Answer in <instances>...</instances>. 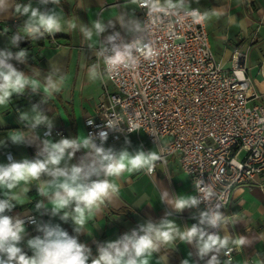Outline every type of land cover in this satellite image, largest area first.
Listing matches in <instances>:
<instances>
[{
    "label": "crops",
    "instance_id": "0c3cea01",
    "mask_svg": "<svg viewBox=\"0 0 264 264\" xmlns=\"http://www.w3.org/2000/svg\"><path fill=\"white\" fill-rule=\"evenodd\" d=\"M29 2L42 10L52 9L62 18L65 30L54 34V39L46 41L43 46L34 45L26 63L10 61L18 70L38 79L42 86L39 94L26 90L24 95H14L7 105L0 106V164L8 163L9 155L15 160L36 158L42 139L56 142L61 137L86 136L84 120L106 98L105 75L103 80L93 81L89 77V68L96 64L100 41L106 44V37L115 30H123L130 37L140 33L129 31L133 22L141 23L138 2L133 0H60L59 4L47 5H41L39 0H6L5 7L0 9V50L8 48L12 51L15 48L10 44V39L26 19L19 16L14 22L17 17L15 6ZM189 4L190 7H198L204 14L216 58L229 68L233 52L237 49L246 51L248 74L255 86L264 92V75L260 70L264 60V0H188L185 6ZM96 19H101L109 27L101 37L93 36V40L89 41L81 33L80 27H91ZM69 22L77 27L68 29ZM51 73H55L57 79H63L60 92L48 97L43 91V83ZM42 98L45 102L40 107L53 121L52 129L63 131L62 136L45 138L42 136L46 130L44 126L33 131L19 122V114L30 111L31 106L40 103ZM16 133L21 135L23 143H12L11 138ZM104 146L116 150L127 148L130 152L152 150L160 154V146L142 131L133 132L120 141H106ZM84 151H78L70 163H77ZM44 179L47 177L41 178ZM110 179L118 185V195L106 201L88 219L85 232L80 234L73 231L71 221L63 222L58 216L44 213V208L37 211L36 205L41 201L49 211L52 208L46 198L37 193L40 181L28 185L21 183L13 190L20 196V202L6 214L19 218L36 216L35 223L25 226L26 236L20 245L22 250L32 255L27 240L42 235L37 231V225L43 223L60 224L70 235L77 236L80 243L87 245L95 256L99 244L114 241L148 220L158 222L166 213H171L168 218L174 220L181 230L198 222V209H185L177 213L162 202L177 195L196 194L192 180L183 172L176 156L157 161L151 174L140 170L125 172ZM26 188L30 190L24 191ZM0 198H3L2 193ZM225 214L234 222L227 226L225 233L221 230L220 234H227L237 241L245 240V244L239 246L235 261L239 264H264V172L257 175L252 185L239 186L233 191ZM170 253L177 258V264H182L185 259L189 260V264H206L208 259L200 260L192 245L177 239L172 245L153 253L150 264H175ZM223 258L221 254V264H224Z\"/></svg>",
    "mask_w": 264,
    "mask_h": 264
},
{
    "label": "clouds",
    "instance_id": "9594fccd",
    "mask_svg": "<svg viewBox=\"0 0 264 264\" xmlns=\"http://www.w3.org/2000/svg\"><path fill=\"white\" fill-rule=\"evenodd\" d=\"M133 2H138L141 8H147L149 15L156 12L177 15L183 11L184 16H191L196 22L204 19L199 9L191 8L190 4L185 7L188 0ZM39 3L59 4L60 0H39ZM5 5L6 0H0V9ZM15 12L26 19L10 39L13 47H18L19 42L25 39L40 40L46 35L65 30L62 18L52 9L42 10L29 2L17 4ZM76 27L75 23L67 24L68 29ZM108 27L101 19H96L91 27L82 25L80 31L87 40L92 41L93 36L101 37ZM144 27L139 21H135L129 31H143ZM118 35L119 33H114L107 36V44L100 41L99 56L103 59L104 71H100L99 63L93 64L89 68L91 80H103L105 74L111 76L121 67L134 70L138 63L134 53L143 52L145 59H152L156 54L151 42L146 43L143 38L137 37L127 43H116ZM27 58L26 49L15 52L8 48L0 50V106L7 105L14 95H24L26 90L33 94L40 93L41 82L18 70L10 62L15 60L23 64L27 62ZM62 79H57L55 73L49 74L43 83L44 93L51 97L60 92ZM44 102L42 98L40 103L31 106L30 111L20 113L19 122L33 131L44 126L50 135L53 121L40 107ZM88 123L91 125L93 121L88 120ZM105 127L119 130V126L111 123H106ZM97 135L99 143L91 134L75 138L61 137L56 142L42 139L36 158L10 159L8 163L0 164V193L3 196L0 198V264H150L153 253L172 245L177 239L192 245L200 260L208 257L206 264H221V254L230 256L233 251L230 245L245 244L244 239L237 241L227 234H220L221 230L225 233L227 226L234 221L221 210L224 206L218 200L213 203L217 198L214 187L198 178L194 181L198 195H177L173 199L162 200L177 213L185 209H199L202 202L206 203V208L198 213V222L185 226L183 230L168 218L171 213H166L158 222L148 220L114 241L99 244L97 254L93 256L87 245L80 243L77 236L70 235L60 224L43 223L37 225V231L42 235L27 240V246L32 251L29 256L20 246L26 236L25 221L6 214L20 202V196L13 190L21 183L28 185L33 181H40L37 193L45 197L52 208L49 211L41 201L36 205L37 211L44 208V213L58 216L63 222L71 221L73 231L80 234L85 232L88 219L106 201L118 195L119 187L110 178L140 170L151 174L156 162L161 160V156L152 150L138 149L130 152L127 148L116 150L105 147L108 132L101 130ZM11 141L14 144L23 143L19 133L13 135ZM82 149L85 150L84 155L77 163H70ZM42 177L47 179L41 180ZM29 190L30 188L24 189L26 192ZM182 264H189V260L185 259ZM225 264H230V261Z\"/></svg>",
    "mask_w": 264,
    "mask_h": 264
},
{
    "label": "built area",
    "instance_id": "2783aa9c",
    "mask_svg": "<svg viewBox=\"0 0 264 264\" xmlns=\"http://www.w3.org/2000/svg\"><path fill=\"white\" fill-rule=\"evenodd\" d=\"M138 9L143 31L134 37L123 30L110 35L119 33L116 43L141 37L151 42L156 54L145 59L143 52L134 53L138 61L134 70L121 67L111 76L105 74L106 98L84 120L86 134L99 143L101 130L108 132L107 141H120L137 131L146 133L160 146L161 160L176 156L193 184L199 178L214 187L213 203L218 200L225 213L233 191L252 185L264 172V92L248 74V54L235 50L228 68L212 51L205 16L196 22L183 11L149 15L139 3ZM18 18L17 14L14 22ZM46 37L53 39V35ZM99 50L95 63L103 72ZM260 70L264 75V60ZM88 120L93 123L89 125ZM106 123L119 130L107 129ZM54 135L62 136L63 131L42 132L45 138ZM206 206L202 202L198 210ZM21 219L25 226L37 220L35 215ZM230 247L233 251L223 263L239 264L235 261L239 246Z\"/></svg>",
    "mask_w": 264,
    "mask_h": 264
},
{
    "label": "trees",
    "instance_id": "16d2710c",
    "mask_svg": "<svg viewBox=\"0 0 264 264\" xmlns=\"http://www.w3.org/2000/svg\"><path fill=\"white\" fill-rule=\"evenodd\" d=\"M53 39H54V37H53ZM53 39L50 37H46V36L40 40L25 39V40L20 41L18 47H15L12 51L15 52V51H19L20 49H26L27 53L29 54V52L32 50L34 45L43 46L46 41H52ZM170 254H171L173 260L175 261V264H177L178 261H177V258L175 257V255L172 253H170Z\"/></svg>",
    "mask_w": 264,
    "mask_h": 264
}]
</instances>
